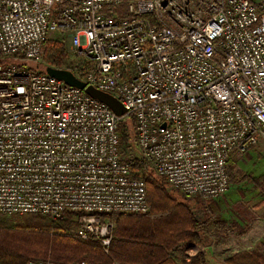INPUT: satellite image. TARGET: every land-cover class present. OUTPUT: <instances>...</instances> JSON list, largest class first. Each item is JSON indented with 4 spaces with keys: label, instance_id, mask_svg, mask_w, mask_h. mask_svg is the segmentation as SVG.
<instances>
[{
    "label": "built area",
    "instance_id": "obj_1",
    "mask_svg": "<svg viewBox=\"0 0 264 264\" xmlns=\"http://www.w3.org/2000/svg\"><path fill=\"white\" fill-rule=\"evenodd\" d=\"M56 33L75 58L64 69L115 96L124 116L41 67ZM129 114L138 155L120 143ZM261 140L264 0H0V214L70 212L69 235L108 254V214L149 209L134 165L211 200L229 188L231 153Z\"/></svg>",
    "mask_w": 264,
    "mask_h": 264
},
{
    "label": "trees",
    "instance_id": "obj_2",
    "mask_svg": "<svg viewBox=\"0 0 264 264\" xmlns=\"http://www.w3.org/2000/svg\"><path fill=\"white\" fill-rule=\"evenodd\" d=\"M43 49H48L46 58L57 67H62L69 56L64 43L50 37ZM134 129L131 114L118 122L121 147L130 142ZM230 160L231 157L227 160L229 181ZM132 171L145 182L149 209L145 213L108 214L115 222L108 254L91 240L69 237L68 228L76 225L70 212H65L68 217L64 214L62 220H51L41 213L0 214V264H26L46 258L56 264L81 259L123 264H209L205 251L191 256L188 251L194 245H207L210 217L199 219L190 204L173 195L166 180L146 162L134 165ZM223 225L224 222L216 224L218 228ZM223 264H264V254L257 249L238 251L225 258Z\"/></svg>",
    "mask_w": 264,
    "mask_h": 264
},
{
    "label": "rangeland",
    "instance_id": "obj_3",
    "mask_svg": "<svg viewBox=\"0 0 264 264\" xmlns=\"http://www.w3.org/2000/svg\"><path fill=\"white\" fill-rule=\"evenodd\" d=\"M119 10L120 8H117V11ZM49 37L53 40H58L64 43V47L66 48L69 56L63 61L62 67H70V69L73 70L72 66L75 62V58L72 56L73 52L70 49L67 36L64 35V33H56L51 34ZM47 50L48 49H43L42 59L40 62L41 67L55 66L51 63L52 61L50 59L46 58L48 55ZM122 148L124 152H127V154L138 155V150L134 146L132 139ZM230 157L231 160L229 165L231 167L230 172L232 177H230L229 188L223 195L216 199H211L212 201L219 200L221 208L217 211L210 209V212L214 220L217 222L218 220L220 223L224 221L231 222L229 226H232V222H235L234 220L237 218L241 224L245 226L241 228L239 227L242 229V232H249V235L252 236L248 235L247 237H244L245 241H240L238 236H227V241L223 243V250L218 253L220 260H214L212 264H223L225 258L233 253L243 250L257 249L264 254V141L261 140L257 145L242 154L232 152ZM167 188L173 195L179 198H184L187 203L190 204L199 219L207 216L206 211H208V203H212L211 200L204 199L199 196L187 198L168 185ZM65 216L68 217V214H65ZM75 218L76 216L73 214L71 217V221L73 223H75ZM251 218H253V220L256 218L258 219L252 222V220H250ZM110 219L113 222V233L115 222L111 217ZM236 224L238 225V223ZM74 229L75 224L71 225L67 232H72ZM229 229H231V227H229ZM69 237L73 236L69 235ZM204 250L206 249L203 245H194L188 251V254L191 256L196 252H203ZM214 255H217L216 250L214 251ZM46 260H51V258H46ZM71 261L76 260H70L68 262Z\"/></svg>",
    "mask_w": 264,
    "mask_h": 264
},
{
    "label": "crops",
    "instance_id": "obj_4",
    "mask_svg": "<svg viewBox=\"0 0 264 264\" xmlns=\"http://www.w3.org/2000/svg\"><path fill=\"white\" fill-rule=\"evenodd\" d=\"M209 203H208V207H207L208 211H206L207 216L210 217L209 240H208L207 245L204 246V248L206 249L204 251L206 254V256H205L206 260L208 261L209 264H212V262L214 260H217V259L220 260L219 259L220 256L218 255V253H219V251L223 250V247H224L223 243L225 241H227V239H226L227 236H230V235L238 236L240 241L241 240L245 241L244 237H247L249 235V232L248 231H247L248 233H246V231L242 232V229H240V228L245 227V226L243 224H241V222L237 218H235V220H234L235 222H232L233 223L232 226H229L231 224V222H229V221L225 222L224 221V225H223L224 227L218 228L216 226V224L219 223V225H221V223L218 219H216V220H218V222L214 220V218L211 215L210 209L217 211L218 209L221 208V204H220L219 200L212 201L211 204H209ZM210 207H212V208H210ZM256 219H258V218H256ZM256 219L253 220V218H251L250 220H252V222H253ZM236 223H238V225ZM229 227H231V229H229ZM248 228H250V227H248ZM240 232H242V233H240ZM249 236H252V235H249ZM238 242H239V240H238ZM215 250L217 252V255H214Z\"/></svg>",
    "mask_w": 264,
    "mask_h": 264
},
{
    "label": "water",
    "instance_id": "obj_5",
    "mask_svg": "<svg viewBox=\"0 0 264 264\" xmlns=\"http://www.w3.org/2000/svg\"><path fill=\"white\" fill-rule=\"evenodd\" d=\"M45 71L49 75L64 81L67 85L83 89V91L90 97L106 104L116 115L124 116L126 114V108L115 96L108 92L99 90L92 85H86V83L77 78L71 70L46 66Z\"/></svg>",
    "mask_w": 264,
    "mask_h": 264
}]
</instances>
